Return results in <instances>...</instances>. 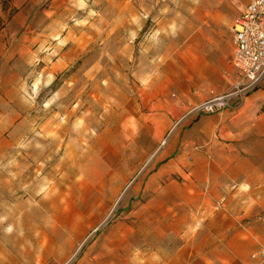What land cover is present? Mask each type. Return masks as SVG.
Instances as JSON below:
<instances>
[{"label": "rangeland", "instance_id": "rangeland-1", "mask_svg": "<svg viewBox=\"0 0 264 264\" xmlns=\"http://www.w3.org/2000/svg\"><path fill=\"white\" fill-rule=\"evenodd\" d=\"M247 1L0 0V264H264V93L188 113Z\"/></svg>", "mask_w": 264, "mask_h": 264}, {"label": "built area", "instance_id": "built-area-1", "mask_svg": "<svg viewBox=\"0 0 264 264\" xmlns=\"http://www.w3.org/2000/svg\"><path fill=\"white\" fill-rule=\"evenodd\" d=\"M231 31L230 63L237 73L236 81L223 92L211 91L188 113L212 114L232 108L235 101H243L264 80V0H248L234 18ZM251 258L264 260V244L251 253Z\"/></svg>", "mask_w": 264, "mask_h": 264}, {"label": "crops", "instance_id": "crops-1", "mask_svg": "<svg viewBox=\"0 0 264 264\" xmlns=\"http://www.w3.org/2000/svg\"><path fill=\"white\" fill-rule=\"evenodd\" d=\"M247 3V2H246ZM245 3V4H246ZM245 4L242 6V8L240 9V11L238 12V14L240 13V12H242L243 11V9H244V6H245ZM237 14V15H238ZM236 15V16H237ZM235 16V17H236ZM234 17V18H235ZM233 24V23H232ZM231 29H232V26H231ZM233 43V42H232ZM231 50H232V46H231V44H230V52H231ZM232 54V53H231ZM231 57V56H230ZM232 68H233V66H232ZM236 79H237V73H236V71H235V69L233 68V70H232V74H231V76H230V87L233 85V83L236 81ZM260 87H259V89H257L256 90V93H264V80H262V82H261V84L259 85ZM228 89V88H227ZM226 89V90H227ZM223 91H225V90H223ZM223 91H220V92H223ZM252 95V94H251ZM200 120L201 121H205V120H208V116L207 117H202V118H200ZM210 120V119H209ZM174 142H176V139H172V143H174Z\"/></svg>", "mask_w": 264, "mask_h": 264}, {"label": "water", "instance_id": "water-1", "mask_svg": "<svg viewBox=\"0 0 264 264\" xmlns=\"http://www.w3.org/2000/svg\"><path fill=\"white\" fill-rule=\"evenodd\" d=\"M96 231V230H95Z\"/></svg>", "mask_w": 264, "mask_h": 264}]
</instances>
